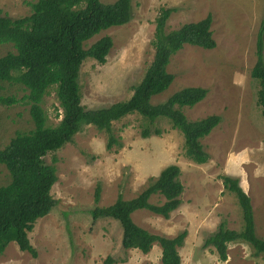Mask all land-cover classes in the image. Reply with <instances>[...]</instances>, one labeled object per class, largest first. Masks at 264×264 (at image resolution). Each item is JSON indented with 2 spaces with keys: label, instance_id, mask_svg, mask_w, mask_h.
<instances>
[{
  "label": "rangeland",
  "instance_id": "1",
  "mask_svg": "<svg viewBox=\"0 0 264 264\" xmlns=\"http://www.w3.org/2000/svg\"><path fill=\"white\" fill-rule=\"evenodd\" d=\"M34 0H0V12L11 18L28 15ZM111 3L115 0H100ZM172 8L165 21V33L183 23L195 22L211 14L210 29L216 42L212 49L185 44L170 57L167 71L174 75L169 87L151 97L157 104L182 88L207 89L205 98L192 107H183L189 120L219 115L220 123L201 140L209 158L198 164L184 155L183 136L166 119L148 124L140 115L131 114L113 122L116 139L108 148L109 134L94 126H85L71 142L44 156L46 163L56 157L57 180L50 193L58 204L33 225L28 237L36 256L21 251L10 242L0 253V264H161V248L154 244L144 254L121 246V227L112 218L93 220L89 209L99 190L97 205L106 206L118 196H136L169 164L180 168L184 186L181 204L168 218L148 210L132 217L151 233L175 236L185 230L184 243L178 248L180 264H264V253L255 255L244 242L228 245V257L220 261L206 237L221 222L230 229L242 225L236 196L223 183V176L238 178L253 206L255 232L264 239V117L256 103L257 83L250 71L256 57V38L264 19V0H131V20L94 35L88 47L104 35L112 39L106 61H84L79 75L81 103L99 108L128 98L132 86L142 78L153 59L152 40L156 19L162 9ZM264 39V29H263ZM0 43V56L12 51ZM264 53V47H263ZM0 95L13 97L16 103L0 104V149L16 131L33 127L28 105L20 100L26 93L15 82H1ZM47 125H55L61 114L53 88L41 103ZM145 127L151 134L142 136ZM157 128L160 134H154ZM9 181L7 169L0 164V185ZM150 201L158 203L159 196Z\"/></svg>",
  "mask_w": 264,
  "mask_h": 264
},
{
  "label": "trees",
  "instance_id": "2",
  "mask_svg": "<svg viewBox=\"0 0 264 264\" xmlns=\"http://www.w3.org/2000/svg\"><path fill=\"white\" fill-rule=\"evenodd\" d=\"M29 5L30 13L22 17L11 18L0 12V43L10 44L13 48L0 56V83L15 82L23 87L26 93L20 100L28 105L33 123L27 131H16L0 149V164L9 173V181L0 185V253L10 242H15L21 251L36 256L28 232L37 219L49 214L58 204L50 193L57 180V159L52 157L48 164L43 159L45 155L71 142L73 136L88 125L109 134V148L116 141L111 134L113 122L138 114L148 124L161 118L169 121L172 128L183 136L185 157L203 164L209 155L201 140L220 123L221 118L213 114L189 120L183 113V107H192L205 98L207 89L203 87H185L161 103L150 102L152 96L165 91L173 81L174 75L167 71L172 55L185 44L204 49L216 46L210 29L211 14L165 33L163 27L173 9H162L156 19L152 40L153 59L140 81L132 86L131 95L109 106L87 108L81 103V66L88 59L103 64L112 47V39L104 35L88 47L84 44L103 30L128 23L132 17L131 0L111 3L100 0H34ZM263 29L264 19L256 38L257 59L250 75L257 83L254 89L256 103L264 117ZM51 88L61 109L59 121L52 126L47 125V116L41 105ZM16 102L13 97L0 95L1 105ZM153 132L160 134L157 128ZM150 134V128L145 127L142 136ZM222 179L225 187L237 198L242 225L235 230L221 222L206 237L203 246H211L220 261L227 260L228 245L233 242L247 243L256 256L264 253V239L255 232L250 196L238 178L223 176ZM183 190L179 166L169 164L132 198L118 196L113 203L99 206L100 194L96 189L95 205L89 213L93 220L112 218L118 221L123 249H137L146 254L154 244H159L161 264H180L178 248L183 245L187 232L183 230L171 237L151 233L136 224L132 215L143 209L168 218L180 206ZM152 196H159L162 201L153 203L150 201ZM114 262L109 256L103 264Z\"/></svg>",
  "mask_w": 264,
  "mask_h": 264
},
{
  "label": "crops",
  "instance_id": "3",
  "mask_svg": "<svg viewBox=\"0 0 264 264\" xmlns=\"http://www.w3.org/2000/svg\"><path fill=\"white\" fill-rule=\"evenodd\" d=\"M242 187V186H241ZM243 188V187H242ZM251 199V198H250ZM252 204V203H251ZM252 208H253V206H252ZM254 218V217H253ZM255 223V222H254Z\"/></svg>",
  "mask_w": 264,
  "mask_h": 264
}]
</instances>
